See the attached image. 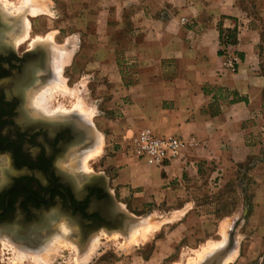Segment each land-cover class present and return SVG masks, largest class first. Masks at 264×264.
<instances>
[{
	"label": "crops",
	"instance_id": "1",
	"mask_svg": "<svg viewBox=\"0 0 264 264\" xmlns=\"http://www.w3.org/2000/svg\"><path fill=\"white\" fill-rule=\"evenodd\" d=\"M51 1L70 30L63 42L79 44L70 65L90 71L85 74L107 88L112 104H123L117 109L125 130L116 142L142 128L184 140L180 155L164 168L116 148L106 167L117 169L113 189L120 196L130 195L134 206L152 192L177 196L176 183L205 161L230 155L238 167L254 155L256 145L246 138H255V121L264 124V0ZM228 31L236 42L224 50L220 40ZM258 188L253 198L263 203Z\"/></svg>",
	"mask_w": 264,
	"mask_h": 264
},
{
	"label": "rangeland",
	"instance_id": "2",
	"mask_svg": "<svg viewBox=\"0 0 264 264\" xmlns=\"http://www.w3.org/2000/svg\"><path fill=\"white\" fill-rule=\"evenodd\" d=\"M29 1L27 3L23 0H0V19L8 26L5 34L11 38L10 41H7L6 37L2 40L12 42L18 50L27 46H39L45 50V60L50 73L35 80L36 86H33L26 96L27 104L33 107L34 116L50 123L71 122L88 135V139L85 137L80 144L88 141L83 146L79 147L80 145L73 143L70 147L68 145L64 152L61 151L55 159V162L60 164L58 169H66V173L71 171L72 176L76 178H73L75 185L84 184L89 180L84 175L102 176L103 182L95 184L103 185L110 194L112 201L107 206L111 210L110 213H119L121 210L135 221L126 224L127 232L108 231L104 226L88 230L86 226L80 228L78 223L66 220L65 216L60 214L49 219L52 223L49 230L39 232L37 229H23L22 232L26 231L24 233L30 235L17 233L18 236H24H19L20 239L31 243H25L27 246L10 234L0 233V264H139L149 258H153L152 264H203L207 257L222 251L228 253L222 264H264V202H255L253 198L258 188L256 183L260 184L258 195L264 198V185H261L264 182V129L261 128L264 127L263 121H255V124L260 125L258 129L253 130L256 133L255 138H246L249 144L256 145L254 155L237 162L238 167L234 166L235 161L230 155L222 156L219 163L205 161L206 164H202L196 172L176 183L180 190L174 194L179 195H173L171 192L168 197L162 199L160 192L157 195L152 192L148 193L150 196L146 198V202L134 206L130 202V195L122 197L113 189L116 188L113 178L117 169L106 167L107 157L114 154L116 148L123 149L127 156L138 161L129 150V138L122 143L116 142L125 130L122 112L117 109L123 107V104H112L111 99H108L110 95L107 88L98 85L100 81H94L92 75L85 74L90 71H84L83 74L74 64L70 65L75 61L70 55H73L72 51L76 50L79 44L73 40L70 43L63 42L70 30L65 27V20L59 21L56 4L47 0L49 9L52 10L49 13L45 0ZM21 2L30 4L36 11L28 7L25 9L27 5L22 6ZM17 5H21L24 11L20 7L16 9ZM72 14L74 11L66 13L63 18L70 19ZM89 46L90 43H83L81 48L86 49ZM56 51L63 52L60 58H57L60 62V68L56 69L57 74L51 70L52 55L55 53L56 61ZM50 88L56 89L51 91ZM43 92L45 95L48 92L51 94L46 95L49 100L38 102ZM77 102L82 108L79 112H84V116L77 113ZM52 110L56 111L55 114ZM53 116L57 121H50ZM128 133L129 136L133 135ZM88 147L89 149H86ZM158 197L160 199H157ZM102 202H97L98 209L104 204ZM61 227L65 228L66 234L61 238L56 237V245L52 246L51 242L48 250L42 252V255L29 254L38 259H32L23 253L24 258L10 244L25 245L30 247L29 249L43 247L42 244L45 245ZM36 231L38 234H34ZM80 234H87L84 242V236ZM30 236L32 240L29 239ZM56 238L53 240L57 242ZM163 244H166L167 250L162 252L160 245ZM45 256L49 257L48 260L41 258Z\"/></svg>",
	"mask_w": 264,
	"mask_h": 264
},
{
	"label": "flooded vegetation",
	"instance_id": "3",
	"mask_svg": "<svg viewBox=\"0 0 264 264\" xmlns=\"http://www.w3.org/2000/svg\"><path fill=\"white\" fill-rule=\"evenodd\" d=\"M0 20V233L14 237L23 229L49 230V219L60 214L89 230L105 220L97 202L105 204L109 193L99 184L75 185L71 171L59 170L55 162L68 145H80L88 135L71 122L50 123L33 115L26 96L36 79L50 73L45 50H18L3 41L11 38Z\"/></svg>",
	"mask_w": 264,
	"mask_h": 264
},
{
	"label": "built area",
	"instance_id": "4",
	"mask_svg": "<svg viewBox=\"0 0 264 264\" xmlns=\"http://www.w3.org/2000/svg\"><path fill=\"white\" fill-rule=\"evenodd\" d=\"M180 21L187 22L185 17H181ZM230 45L222 44L224 50ZM183 144L184 140L176 135H158L148 128L139 129L129 137V150L132 156L140 162L157 168H164L167 163L176 159Z\"/></svg>",
	"mask_w": 264,
	"mask_h": 264
},
{
	"label": "bare ground",
	"instance_id": "5",
	"mask_svg": "<svg viewBox=\"0 0 264 264\" xmlns=\"http://www.w3.org/2000/svg\"><path fill=\"white\" fill-rule=\"evenodd\" d=\"M23 1H25V2L28 3L29 0H23ZM31 1H33V0H31ZM35 1H36V0H35ZM25 2H24L23 4H22V2H21L22 6H25V4L27 5V6H25V9H26V7H28V9H30V10H32V11H34V12L36 11V9H35L33 6H31L30 4H27V3H25ZM29 3H30V1H29ZM38 3H40V2H38ZM42 3H43V2H42ZM42 3H41V4H42ZM35 4H36V3H35ZM42 5H43V4H42ZM17 6H18V5H17ZM19 7H20V9L22 8L23 11H24V8L21 7V5H19L18 8H16V7H15V8H16V9H19ZM35 7H36V6H35ZM37 8H38V7H37ZM22 9H21V10H22ZM38 10H40V7H39ZM42 10H43V9H42ZM44 10H45V9H44ZM44 10H43V11H44ZM29 12H30V11H29ZM51 35H52V34H51ZM49 38H50V37H49ZM53 51L55 52V49H54ZM53 51H52V52H53ZM56 52L58 53V54H57V57H55L56 61L54 60V55H55V53H53L54 55H52V56H53V62L51 63V67H52L51 70H53V71L57 74L56 69L60 68V62H58L57 58L59 59L63 52H61V51H56ZM63 56H64V54H63ZM66 56H67V55H66ZM48 86H49V85H48ZM51 86H52V85H51ZM53 89H54V88H53ZM53 89L50 88L51 91H52ZM55 89H56V88H55ZM55 89H54V90H55ZM50 90H49V91H50ZM56 91H57V90H56ZM63 91H65V90H63ZM66 92H67V91H66ZM43 93H44V92H43ZM50 93H51V92H50ZM62 93H63V92H62ZM64 93H65V92H64ZM70 94H71V93H70ZM72 94H73V93H72ZM46 95L48 96V95H51V94H49V92H48ZM46 95H45V93H44V94H41V96H40L38 102H40V101H45L46 99H48ZM36 100H37V99H36ZM48 100H49V99H48ZM77 103H78V102H77ZM47 104H48V103H47ZM76 105L79 106V103L76 104ZM73 106H74V104H73ZM73 106H72V107H73ZM42 107H43V106H42ZM79 107H80V106H79ZM79 107H77V110H78L77 113H79L81 116H82V115L84 116V112H82V111L79 112V109H80V110L82 109L81 107H80V108H79ZM73 108H74V107H73ZM74 109H75V108H74ZM69 111H70V110H69ZM52 112H53V114H55L56 111L54 112V111L52 110ZM52 112H51V113H52ZM47 114H48V113H47ZM79 114H78V115H79ZM86 114H87V113H86ZM65 115H66V114H65ZM65 115H64V116H65ZM78 117H79V116H78ZM50 118H51V117H50ZM53 120H54V116H53ZM62 120H63V119H62ZM93 148H95V147H91V149H93ZM86 149H89V147L86 148ZM91 151H92V150H91ZM95 151H96V150H95ZM85 152H86V151H85ZM93 152H94V151H93ZM88 154H89V153H88ZM91 154H92V153H91ZM86 155H87V154H86ZM88 158H89V157H88ZM83 161H84V160H83ZM84 185H85V184H84ZM84 187H85V186H84ZM134 221H135V220H133L132 223H133ZM132 223H131V224H132ZM122 225H123V224H122ZM129 226H130V225H129ZM63 227H64V226H63ZM120 228H122V226H121ZM137 228H138V227H137ZM64 229H65V228H62V227H61L60 230L58 231V233L55 234L54 236H52V237L49 239V241H48L45 245H44V243L42 244L43 247H39V248H38V247H37V248L34 247L35 249H29L30 247L27 248V247H25V245H26V244H31V243H30L29 241L26 242L25 239H24V240H23V239H20V238H24V236L19 235V236H20V238H19V236H18L17 234H14V237H13V238H16V239L18 238L19 240H22V241L24 242V244H25V243H26V244H25V245H18V246H17V245H13L12 243H10V244H11V246H13L15 249H17V250H16V251H18L17 253L20 252L22 255H23V253L28 254L27 256H29V254H33V255H37V254H38V255H39V254H41L42 252H46V251L48 250L47 248H48V246H49V244H50L51 242H53L52 246H53L54 244L56 245V243H58V239L56 238L57 236L60 237V238H61V237H64V236H62L63 234H66V232L64 231ZM105 229H106V228H105ZM106 230H108V231L118 230V231H120V232H127V231H128V228H126V229H124V230H120V229H117V228H115V229L112 228V229H110V230H109V229H106ZM79 233H80V232H79ZM21 234H26V233L23 232V233H21ZM80 235H81L82 237L84 236L83 234H80ZM16 236H18V237H16ZM86 236H87V234H85V236L83 237V242H84V240L86 239ZM111 236H112V235H111ZM115 236H116V235H115ZM82 237H80V238L82 239ZM25 238H26V236H25ZM54 238H56L55 240H57V242L53 240ZM63 239H64V238H63ZM13 240L15 241V239H13ZM59 240L61 241V239H59ZM54 242H55V243H54ZM61 242H62V241H61ZM34 243H36V242H33V244H34ZM19 244H20V243H19ZM26 246H27V245H26ZM31 247H32V246H31ZM14 248H13V249H14ZM32 248H33V247H32ZM50 248H51V247H50ZM55 248H56V247H55ZM45 250H46V251H45ZM50 253H51V252H50ZM50 253H49V254H50ZM25 254H24V255H25ZM42 254H43V253H42ZM42 254H41V255H42ZM44 254H45V253H44ZM49 254H48V255H49ZM205 254H206V253H205ZM227 254H228V253H227ZM227 254H226V255H227ZM18 255H19V254H17V256H18ZM22 255H19V257H22ZM24 255H23V256H24ZM50 255H52V254H50ZM226 255H225V257H226ZM30 256H31V255H30ZM30 256H29V257H30ZM46 256H47V253H46ZM46 256H45V257H41V258H42V259L44 258L43 260H48L49 257L46 258ZM31 257H32V256H31ZM33 257H35V256H33ZM33 257H32V259H33ZM225 257H223V258L221 259V261H220L219 264H222V261L224 260ZM24 258H25V256H24ZM36 258H37V257H35V259H36ZM41 258H40V261L43 262V260H41ZM45 258H46V259H45ZM50 258H51V256H50ZM207 258H208V257H207ZM207 258H206V260H207ZM32 259H31V261H32ZM37 259H38V258H37ZM14 260H15V259H14ZM33 261H34V260H33ZM36 261H37V260H36ZM34 262H35V261H34ZM204 262H205V261H204ZM35 263H36V262H35ZM201 264H202V263H201ZM203 264H204V263H203Z\"/></svg>",
	"mask_w": 264,
	"mask_h": 264
},
{
	"label": "water",
	"instance_id": "6",
	"mask_svg": "<svg viewBox=\"0 0 264 264\" xmlns=\"http://www.w3.org/2000/svg\"><path fill=\"white\" fill-rule=\"evenodd\" d=\"M84 176H85L86 179H89L87 182L84 183L85 187L89 186V185H94L95 183H101V182H103V179H104V178H102V176H86V175H84ZM111 201H112L111 200V196L109 194V197L105 201V204H104L105 207H103V205H101V208L99 209L101 216L105 220L110 221V223H108L107 221L97 220L91 226L92 230L97 229L100 226H104V228L109 229V230L112 229V228H117V229H120V230H124L125 227H126V224H128L129 222L133 221V218L130 215L125 214V212L123 213L121 210H120L119 213L118 212H116V213H114V212L112 213L111 212L110 213L111 210L107 206H108V204L111 203ZM110 206H112V204ZM112 208L113 207H111V209ZM114 211H116V209ZM119 226L120 227L122 226V228H120ZM221 251H222V249H221ZM223 252L224 251L219 252L218 254H214V256L208 257L207 260H205L204 264H219L221 259L223 257H225V255H226V253H223Z\"/></svg>",
	"mask_w": 264,
	"mask_h": 264
},
{
	"label": "trees",
	"instance_id": "7",
	"mask_svg": "<svg viewBox=\"0 0 264 264\" xmlns=\"http://www.w3.org/2000/svg\"><path fill=\"white\" fill-rule=\"evenodd\" d=\"M235 32L234 31H228L225 33H222L221 36V44H234L236 42V36H235ZM227 37V39L225 38Z\"/></svg>",
	"mask_w": 264,
	"mask_h": 264
}]
</instances>
